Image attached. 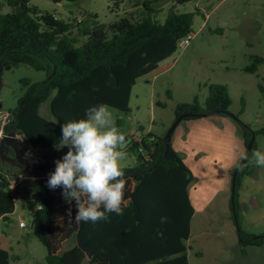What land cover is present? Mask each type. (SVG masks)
Listing matches in <instances>:
<instances>
[{
	"label": "trees",
	"instance_id": "16d2710c",
	"mask_svg": "<svg viewBox=\"0 0 264 264\" xmlns=\"http://www.w3.org/2000/svg\"><path fill=\"white\" fill-rule=\"evenodd\" d=\"M111 1L117 8L124 0ZM187 1L175 0L178 4ZM151 3L143 2L145 10L139 19L127 15L109 24H99L95 14L65 21L30 5V0H0V8L3 5L10 8L9 12H0L1 73L27 65L45 74L38 82L20 79L23 93L15 106L7 109L10 120L2 126V132L7 133L12 126L32 149L46 152L60 146L61 125L84 118L87 108L103 104L128 110L136 79L153 71L175 52L180 40L194 33L193 12L177 13L170 8L161 23L154 18ZM74 29L76 35L72 34ZM80 38L85 39L81 42ZM251 58L244 70L255 74L264 60L261 56ZM108 77L116 78L115 86L106 85ZM205 86L204 102L200 103L194 96L190 102L176 103L175 118L184 113L189 116L180 122L200 118L201 113L231 117L238 123L244 146L252 135L264 134V127L252 129L240 119L243 100L240 112L229 111L232 100L226 84L210 82ZM258 88L264 92V78ZM167 95L170 96L169 91ZM46 100L49 118L39 112ZM167 128L161 135L149 131L139 139L123 133L127 145L124 152L133 154L136 160L134 166L122 168L123 215L109 214L107 221L97 223H75L74 201L58 205L48 187L47 196H42L40 188L34 186L32 191L38 192L36 198L30 194L27 199L35 198L41 208L33 207L30 211L31 229L46 249L45 264H189L186 241L190 237L194 207L188 188L194 177L171 143L164 144ZM256 151L254 141L247 159L237 167L240 160L231 170V181L236 170L235 192L230 199L236 226V188L244 175L252 174L258 167L251 157ZM10 172L21 174L0 160V220L5 223L15 209L17 196V191L10 188ZM161 217H166L167 222L162 224ZM71 237L73 246L62 251L63 242ZM237 237L240 246H260L264 242V233L254 236L239 227ZM10 260L9 252L0 248V264H10Z\"/></svg>",
	"mask_w": 264,
	"mask_h": 264
},
{
	"label": "rangeland",
	"instance_id": "374dc122",
	"mask_svg": "<svg viewBox=\"0 0 264 264\" xmlns=\"http://www.w3.org/2000/svg\"><path fill=\"white\" fill-rule=\"evenodd\" d=\"M144 1L146 0H124L117 8L113 7L111 0H63L60 3L30 0V5L37 6L43 12L53 13L65 21L73 17L81 20L88 14H95L99 24H109L127 15L134 20L139 19L141 12L145 10ZM149 1H152L151 7L155 10L154 18L161 23L170 8L177 13L193 12L194 33L189 45L177 47L153 71L136 79L131 87L128 110L122 111L106 105L113 114L118 130L122 134L130 133L135 139L151 129L163 133L164 128L173 120L175 104L190 102L194 96L203 103L207 96L205 83L210 82L228 86L232 100L230 112H240L243 100L244 110L239 115L240 119L252 129L264 127V92L258 88L259 82L264 78V62L258 66L255 74L244 70L252 62L251 56H261L264 60V0H188L182 4L175 0ZM9 11L10 8L6 5L0 8L2 13ZM76 31L74 29L72 34L76 35ZM84 39L80 38L81 42ZM22 78L38 82L45 78V74L27 65L3 70L0 130L10 120V115L5 114L7 109L13 108L23 93L24 87L20 82ZM48 105V100L41 103V115L50 117ZM160 121L165 123L163 129ZM227 121L234 123L240 133L234 119L228 117ZM254 141L257 151L264 152V134L256 135ZM123 146L124 144L120 145ZM21 147L28 155L36 152L48 160L50 151L60 157L67 152V148L59 149L60 146L46 152L34 150L25 140ZM251 157L255 159L253 155ZM135 163V156L126 152L120 166L132 167ZM225 164L224 161V166ZM207 168L208 164L205 169L196 172L201 182ZM222 169L217 165L212 171L219 173ZM44 173L48 176V172ZM9 178L12 189L17 191L15 212L4 225L13 246L10 264H45L46 249L31 229V210L27 205V197L30 194L35 196V191H32L34 186L40 188L42 196H47V187L39 185L38 179L29 174L10 172ZM220 184L216 181L208 187L203 209L197 210L191 220L190 237L186 241L189 264H264V242L260 246H240L237 237L238 227L254 236L264 233V167H257L252 174L244 175L236 188L235 215L238 226L234 224L230 209V184ZM191 192L197 198L202 196L199 187L195 191L191 189ZM50 195L58 205L65 203L59 188L50 190ZM22 215L25 216L23 219ZM21 220L26 225L23 229L18 227ZM16 240L19 241L18 246ZM73 244L74 238L71 237L63 242L61 250L66 251Z\"/></svg>",
	"mask_w": 264,
	"mask_h": 264
},
{
	"label": "clouds",
	"instance_id": "9594fccd",
	"mask_svg": "<svg viewBox=\"0 0 264 264\" xmlns=\"http://www.w3.org/2000/svg\"><path fill=\"white\" fill-rule=\"evenodd\" d=\"M124 142L112 112L103 104L87 108L84 118L61 125L59 149L67 148V152L55 160L47 187L59 188L65 202H75V223H97L107 221L109 214L123 215L125 180L120 161L126 152L119 146ZM252 155L255 164L264 167V152ZM246 159L243 154L241 160ZM71 213L69 208L70 218ZM160 222L166 223L167 218L161 217Z\"/></svg>",
	"mask_w": 264,
	"mask_h": 264
},
{
	"label": "crops",
	"instance_id": "0c3cea01",
	"mask_svg": "<svg viewBox=\"0 0 264 264\" xmlns=\"http://www.w3.org/2000/svg\"><path fill=\"white\" fill-rule=\"evenodd\" d=\"M5 114H8V112ZM210 116L211 117L206 116L180 122L178 126L175 127L170 138L171 146L180 154L183 162L194 177L193 182L188 188L189 197L194 207L193 216L197 210L203 209V204L205 203L204 196L211 184L216 181L221 183L220 185L222 186L228 182L230 184L231 170L235 167L239 160H241V156L244 154L243 151H245L243 139L238 132L236 125L234 123L230 124L227 121L228 117L226 116ZM174 118L175 117L173 116V120ZM173 120H171L170 124ZM159 123L163 129L165 123L163 121H160ZM167 127L169 126H166L164 131ZM150 131L154 132L152 129ZM0 133H2V129L0 130ZM154 133L157 135L163 134L158 132ZM21 139L24 141L22 137ZM31 156L39 158L42 161H47L44 156L40 157L39 153L36 152ZM47 157L52 158L49 161H52L53 163L55 160L60 158V156L54 152L49 153V156L47 155ZM226 157L228 158L225 160ZM224 161L226 163L225 166ZM206 164H208L207 173L201 182L196 172L198 173L201 169H205ZM217 165L223 167L219 173L212 171L214 167H217ZM43 178L47 179L48 176L43 175ZM196 187H199L202 192V196H199V198L194 196L191 192V189L195 191ZM34 194V197L36 198L38 192L35 191ZM35 198L31 200H35ZM198 207H200V209H198ZM15 209L10 215V218L13 216ZM24 217V215L21 216L22 219ZM5 224V222L0 220V248L8 251L11 256L13 246L11 244L10 237L4 230ZM25 226L20 227L18 225L20 229H23ZM16 244L17 246L19 245L18 240H16Z\"/></svg>",
	"mask_w": 264,
	"mask_h": 264
},
{
	"label": "water",
	"instance_id": "95a60500",
	"mask_svg": "<svg viewBox=\"0 0 264 264\" xmlns=\"http://www.w3.org/2000/svg\"><path fill=\"white\" fill-rule=\"evenodd\" d=\"M23 8V7H21ZM1 69L2 66L0 64V87H1ZM117 83V80L115 77H108L106 79V85L109 87L115 86ZM20 107V104H19ZM18 107V110H19ZM189 116V114L184 113L179 115L178 117L174 118L172 123L167 128L164 136H163V142L165 145H168L170 142V138L172 135V132L174 131L175 127L178 125V123L181 121V119ZM207 113H201L200 117H206ZM255 140V136L252 135L250 140L247 142L245 146L244 154H247V157L250 155L253 142ZM22 139L21 136L16 134L15 130L12 126H10V130L7 133H3L0 136V160L2 164H6L9 166L10 169H18L23 173L24 175H30L38 179L39 185H44L47 187V183L45 179L43 178L44 172H52L55 168V163H47L42 161L39 158H35L31 155L26 154L22 147ZM10 150L13 153V156H10ZM245 160H241L239 166L243 164ZM236 170L233 172V178L231 181V200L233 198V194L235 192L234 187V180H235ZM37 204L36 200H27V205L29 210H31L35 205Z\"/></svg>",
	"mask_w": 264,
	"mask_h": 264
},
{
	"label": "built area",
	"instance_id": "2783aa9c",
	"mask_svg": "<svg viewBox=\"0 0 264 264\" xmlns=\"http://www.w3.org/2000/svg\"><path fill=\"white\" fill-rule=\"evenodd\" d=\"M191 35H189V36H187V37H185V38H183L182 40H180V42L178 43V46L179 47H186L187 45H189V42H190V40H191ZM2 135V133H0V136ZM139 139V138H138ZM127 149V145L126 144H124V146L123 147H120V150L121 151H125ZM10 183H12L11 181H10ZM10 188H13L12 186H11V184H10ZM35 209H39V208H41V206L40 205H36L35 207H34ZM18 225L20 226V227H23V226H25V223L21 220V221H19V223H18Z\"/></svg>",
	"mask_w": 264,
	"mask_h": 264
},
{
	"label": "flooded vegetation",
	"instance_id": "af4514ba",
	"mask_svg": "<svg viewBox=\"0 0 264 264\" xmlns=\"http://www.w3.org/2000/svg\"><path fill=\"white\" fill-rule=\"evenodd\" d=\"M10 153V152H9ZM10 156H13V153H10Z\"/></svg>",
	"mask_w": 264,
	"mask_h": 264
}]
</instances>
